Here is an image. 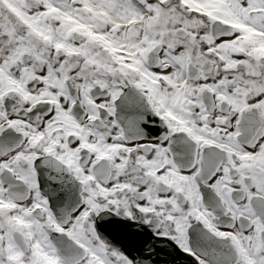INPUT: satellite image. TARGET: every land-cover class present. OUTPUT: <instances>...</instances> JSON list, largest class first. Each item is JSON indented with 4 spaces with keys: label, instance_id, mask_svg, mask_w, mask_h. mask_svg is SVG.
Segmentation results:
<instances>
[{
    "label": "snow or ice",
    "instance_id": "6c2138e0",
    "mask_svg": "<svg viewBox=\"0 0 264 264\" xmlns=\"http://www.w3.org/2000/svg\"><path fill=\"white\" fill-rule=\"evenodd\" d=\"M101 222L264 264V0H0V264H154Z\"/></svg>",
    "mask_w": 264,
    "mask_h": 264
},
{
    "label": "flooded vegetation",
    "instance_id": "af4514ba",
    "mask_svg": "<svg viewBox=\"0 0 264 264\" xmlns=\"http://www.w3.org/2000/svg\"><path fill=\"white\" fill-rule=\"evenodd\" d=\"M102 225H104L103 222H101V226ZM136 231L138 233L136 236L133 237L127 235L128 239L124 242L117 241L113 238H111V241L121 247L134 259L137 257H142L145 261H147L151 258L154 264H166V255H168L169 252H164V250H162V248H164L162 242H166V245L171 244L172 246L174 242H169L165 237H157L152 229L147 226H145L143 229H137ZM149 247L153 248L155 251L149 253ZM165 248L170 249V246L168 245V247L166 246ZM173 256H176V258H181L176 253H173Z\"/></svg>",
    "mask_w": 264,
    "mask_h": 264
}]
</instances>
